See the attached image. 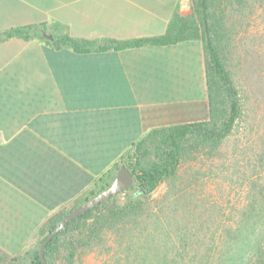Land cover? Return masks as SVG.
<instances>
[{
    "label": "crops",
    "instance_id": "crops-1",
    "mask_svg": "<svg viewBox=\"0 0 264 264\" xmlns=\"http://www.w3.org/2000/svg\"><path fill=\"white\" fill-rule=\"evenodd\" d=\"M175 11L190 0H0V252L32 246L150 129L209 112L200 40L77 51L5 32L127 40L162 34Z\"/></svg>",
    "mask_w": 264,
    "mask_h": 264
},
{
    "label": "trees",
    "instance_id": "trees-1",
    "mask_svg": "<svg viewBox=\"0 0 264 264\" xmlns=\"http://www.w3.org/2000/svg\"><path fill=\"white\" fill-rule=\"evenodd\" d=\"M264 0H190V11H175L160 35L98 42L73 37L63 29L44 36L43 25L5 32L24 39L39 38L55 48L77 51L173 44L196 39L202 43L209 112L207 119L157 126L134 141L94 182L89 194L46 220L36 242L0 264H75L83 251L98 250L105 264H264V177L248 178L231 223L217 226L220 216L197 212L193 161L214 162L246 114L240 45ZM264 143V141H263ZM264 150L260 159L264 163ZM126 166L136 184L69 220L46 244L45 263L38 255L41 241L72 208L107 187ZM166 182L167 190L153 197ZM204 209V208H203ZM203 218L209 220L203 232ZM204 235V237H202ZM206 236V237H205ZM108 256V257H107Z\"/></svg>",
    "mask_w": 264,
    "mask_h": 264
},
{
    "label": "rangeland",
    "instance_id": "rangeland-1",
    "mask_svg": "<svg viewBox=\"0 0 264 264\" xmlns=\"http://www.w3.org/2000/svg\"><path fill=\"white\" fill-rule=\"evenodd\" d=\"M260 12L252 20L239 49L245 56L242 61L245 70L240 72L247 107L244 120L222 146L221 156L214 162L195 160L189 170L198 178L194 189L199 198L197 212L211 216L216 211L221 218L219 227L232 222L229 214L242 200L245 179L264 177V163L262 165L258 159L264 150V13ZM262 158L264 161V156ZM166 190V182H162L153 197ZM202 220V233H208L210 222ZM81 258L75 264H105L107 261L98 250H84Z\"/></svg>",
    "mask_w": 264,
    "mask_h": 264
},
{
    "label": "water",
    "instance_id": "water-1",
    "mask_svg": "<svg viewBox=\"0 0 264 264\" xmlns=\"http://www.w3.org/2000/svg\"><path fill=\"white\" fill-rule=\"evenodd\" d=\"M136 184V179L132 175V173L128 170V168L122 165L115 173L111 183L103 188L101 191L95 193L87 200L78 204L74 208H72L61 220L57 223L54 229L41 241L38 247V255L40 259L45 263V259L43 256V250L46 246L47 242L64 226L66 223L71 220L73 217L79 215L85 210L93 207L97 203L101 201H105L109 198L110 195L116 194L122 191L124 188L128 186H132Z\"/></svg>",
    "mask_w": 264,
    "mask_h": 264
}]
</instances>
